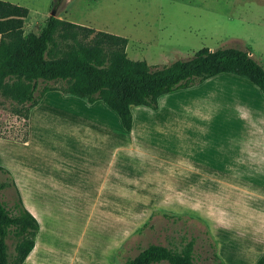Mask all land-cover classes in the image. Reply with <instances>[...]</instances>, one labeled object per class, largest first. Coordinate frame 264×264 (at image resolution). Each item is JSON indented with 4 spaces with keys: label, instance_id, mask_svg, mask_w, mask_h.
Here are the masks:
<instances>
[{
    "label": "rangeland",
    "instance_id": "obj_1",
    "mask_svg": "<svg viewBox=\"0 0 264 264\" xmlns=\"http://www.w3.org/2000/svg\"><path fill=\"white\" fill-rule=\"evenodd\" d=\"M6 1L29 9L25 34L38 33L53 9V0ZM55 16L127 37V56L150 65H168L202 47H237L250 49L264 67V0H62ZM168 94L162 96L160 113L134 106L133 119H140L143 129L132 142L135 148L126 151L130 133L100 101L104 109L95 108L100 111L96 122L107 125V144L96 139V131L78 125L86 118L81 98L49 94L28 119V103L0 92V181L9 183L0 199L14 214L18 190L13 176L24 180V191L46 194L51 209L42 222L51 230L49 247L42 251L58 254L55 241L73 239L79 253L86 250L115 264L151 243L180 251L192 241L197 264H215L214 251L224 264H255L264 253L263 244L252 250L234 246L235 232L243 229L240 217L252 216L261 224L264 209L259 212L258 202L249 205L229 181L197 171L187 174L188 164H182L191 159L197 168L218 159V153L228 156L236 143L262 140L264 95L232 73ZM239 111L254 117L247 124L249 134L236 133ZM104 152L113 156L107 176H101L96 160ZM251 176L241 187L250 189L245 197L260 201L254 190L264 185V165H254ZM249 209L256 211L247 214ZM220 216L224 223L216 226ZM117 240H123L119 248ZM7 243L11 256L13 238ZM70 246L64 244L62 253L68 254ZM67 258L60 264H67Z\"/></svg>",
    "mask_w": 264,
    "mask_h": 264
},
{
    "label": "trees",
    "instance_id": "obj_2",
    "mask_svg": "<svg viewBox=\"0 0 264 264\" xmlns=\"http://www.w3.org/2000/svg\"><path fill=\"white\" fill-rule=\"evenodd\" d=\"M62 0H53L56 9ZM29 9L0 0V92L28 111L48 91L84 99L88 104L103 101L113 110L125 131L133 125L131 107L158 109V98L185 89L220 73H232L257 86L264 95V67L237 47H202L191 57L164 66L127 56L128 38L49 15L38 33L25 34L23 25ZM50 82L61 86L48 85ZM40 87V88H39ZM13 183V182H12ZM9 185L0 181V191ZM13 185H15L13 183ZM15 213L0 199V264H22L33 249L39 230L36 218L24 207L17 192ZM14 240L8 254L7 240ZM215 264H224L216 251ZM197 264L193 242L180 251L149 244L125 264ZM255 264H264V253Z\"/></svg>",
    "mask_w": 264,
    "mask_h": 264
},
{
    "label": "crops",
    "instance_id": "obj_3",
    "mask_svg": "<svg viewBox=\"0 0 264 264\" xmlns=\"http://www.w3.org/2000/svg\"><path fill=\"white\" fill-rule=\"evenodd\" d=\"M248 51L249 53H252L250 49ZM55 92H59V94H63L64 96L68 95V94H64L63 92L59 90H52V91L46 92L44 96L42 97V99L38 102V104L30 109V112L28 114V119L31 117V113L35 112L36 109L40 107L39 105L46 98V96H48L49 94H53ZM163 95H166V94H163ZM163 95H161L158 98V109L153 110L155 113H160L163 110V105H162ZM83 101L86 103V105ZM83 101H82L84 105L83 116H85L86 118L83 121V124H78V125L85 126L87 131H91V132H93V130L96 131L97 133V134L95 133L96 139L101 140L102 144H103V141L106 142L107 144V141L109 138L108 127L106 124L103 125V123H101L99 126V123L96 122L97 121L96 118L99 117V115L97 114H100V111L95 109L98 107H100V109H104L102 104H100V102L101 103H104V102L101 100H97L92 104H88L84 99ZM132 109H134V106L131 107V111ZM166 109H169V108H166ZM144 113L148 114L147 110H145ZM236 117H239L237 122L241 124L240 126H238V129L236 127V130H239L236 133L240 135H242L241 133L249 134V130H248L249 126H247V124H249L250 122L253 123L254 117L250 116V113L248 112L247 113L240 112V114H236ZM122 129L124 130L123 127ZM142 129L143 128H142V125L140 124V119L136 120V116H134L132 129L128 132L130 133V141L124 144V147L126 145V151H130L132 148H135L132 142L137 141V132L141 131ZM258 133L261 135L262 140L257 141L256 143L246 142V141L236 143L235 146L231 149V151L230 150L228 151V156L222 157V154L218 153L217 154L218 159H214L212 163L210 162L201 163L200 162L201 164H195V165H198L197 168H195L192 166L193 165L192 163L194 162L191 161V159H186L184 160L185 162H182V164L184 165L188 164V166H186L184 170H186L187 174L197 171V172H202V174H205V175H211L212 177H214L215 180H218V181H229L230 184H232L233 186V190L238 191V194L235 193L236 195L241 196V198L244 197L242 200L246 199L247 201H249L248 202L249 205L253 202L255 203L258 202V204L260 205V208L258 207L257 208L260 210L259 212H261L262 209H264V200H262L264 198V185L263 187H260V188H257V190L256 189L254 190V193H255L254 195L261 196V197H256L260 201H257L251 197H245L251 194L250 189H247V188L243 189V187H241L242 185L243 186L245 185L244 183L252 180L251 175H252V169L254 165H264V129L258 130ZM219 150L220 152L222 151L221 149ZM100 157H101L100 160L99 159H96V160L97 162H100L101 164V167H100L101 176L103 175L107 176L108 161L109 163L111 161L113 165V162H112L113 156L110 157L109 155V157H107V152H104V156L101 153ZM182 157L189 158L188 156H182ZM164 159H165V162L170 163V160L167 157V155L164 156ZM103 161L105 162L104 164H103ZM3 165L6 166V164H3ZM95 174L96 176H99L97 172H95ZM13 177H14L16 189L18 190L22 204L36 218V220L39 223V230L36 235L34 247L30 251V253L26 256L22 264H51V263L60 264L61 260L65 257H68L67 264H115L113 262H109L107 259L105 260L98 259V257L100 256H96L91 252L85 253L87 252L86 250L83 253H79L78 245L76 241L73 239H69L67 241L62 240V242H60L59 240L55 241L54 247L52 246V248H54V251H57L58 254H54V253L51 254V253H47L46 251H42L45 248L49 247V242L47 241V239H48V231L51 230L50 226L44 225V223L42 222L43 214L46 211H50L51 209L50 207L46 208V205L48 204L44 199L46 194L44 193L41 194L38 191L32 192L31 189L24 191V187H23L24 180L23 179L19 180L17 179L18 177L16 178L15 176ZM231 195L234 196V193ZM253 210L255 209H249L247 214H250ZM263 216L264 214L260 215L261 224L257 223V221L259 220L258 218L254 219L252 216L240 217V219L241 218L244 219L242 220L243 229L239 230V232L237 233L235 232L237 239L234 242V246H237V245L240 246L243 244L248 247L247 250H252L254 247L262 246V244L264 245V218ZM219 219H220L219 220L220 223H217L216 226L221 225V224L223 225L224 223L223 217L220 216ZM248 224L249 225L256 224V226L254 225V227L249 229L247 232H242L245 228L249 227ZM59 232L61 231L59 230ZM64 244H71V246L69 247L68 254L62 253ZM98 244L99 242H97V245ZM120 245H123V240L120 243L117 240V248H119ZM121 263L125 264V260L123 257L121 258ZM155 263L162 264L164 263V261L155 262ZM155 263H152V264H155Z\"/></svg>",
    "mask_w": 264,
    "mask_h": 264
},
{
    "label": "water",
    "instance_id": "obj_4",
    "mask_svg": "<svg viewBox=\"0 0 264 264\" xmlns=\"http://www.w3.org/2000/svg\"><path fill=\"white\" fill-rule=\"evenodd\" d=\"M55 14H56V9L53 8L52 11L50 12V15L55 16Z\"/></svg>",
    "mask_w": 264,
    "mask_h": 264
}]
</instances>
